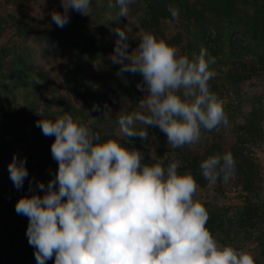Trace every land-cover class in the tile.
Wrapping results in <instances>:
<instances>
[{
  "label": "clouds",
  "instance_id": "1",
  "mask_svg": "<svg viewBox=\"0 0 264 264\" xmlns=\"http://www.w3.org/2000/svg\"><path fill=\"white\" fill-rule=\"evenodd\" d=\"M60 2L63 11H51L48 27L68 24L69 10L91 14L92 0ZM136 2L109 0L108 7L117 9L112 21L128 20ZM171 14L176 19L178 10ZM111 31L116 38L109 59L119 66L117 75L141 77L136 107L117 119L123 137H138L146 147L148 130L158 128L167 146L180 149L228 124L224 105L210 88L215 58L207 49L183 55L148 31L130 48L132 28ZM33 83L44 80L34 76ZM91 111L112 112L107 104H94ZM35 113L36 127L54 137L50 152L57 168L46 183L29 178L26 157L14 153L8 171L17 190L28 180L29 194L17 200L15 210L28 218L26 236L37 264L53 258L54 264H255L250 252L222 244L207 228L209 213L194 199L197 181L190 172H178L181 161L144 163L149 158L144 151L120 139H102L95 118L81 122L64 112L45 119L43 107ZM199 167L213 185L227 184L236 174L231 151L209 155Z\"/></svg>",
  "mask_w": 264,
  "mask_h": 264
},
{
  "label": "rangeland",
  "instance_id": "2",
  "mask_svg": "<svg viewBox=\"0 0 264 264\" xmlns=\"http://www.w3.org/2000/svg\"><path fill=\"white\" fill-rule=\"evenodd\" d=\"M241 1L242 6H249L247 4L253 0ZM144 2L151 0H137L130 6L128 20L120 18L117 22L112 21L117 9L108 7L109 0H92L90 16L69 10V23L59 28L55 24L48 27V24L53 9L63 11L60 0H0V123L10 126L11 122H17V115L20 119L16 131L7 134L0 131V173L5 172L4 177L0 176V264H37L35 250L26 236L28 218L15 210L17 200L29 194L28 180L17 190L10 180L8 164L14 153L26 157L29 178L45 183L57 168L50 152L54 137H45L36 130L35 110L40 107L45 110V119H54L64 112L81 122L95 118V127L102 139H120L144 151L150 158L149 164L160 160L164 166L172 160L183 164L196 153H223L228 151L237 132L246 136L244 151L254 162V178L259 187H248L236 166L235 177L227 184L218 181L213 185L206 180L204 186L198 185L194 199L206 207L207 228L216 239L250 252L255 264H264V63L260 65L264 59V30L255 31L250 25L243 27L234 21L228 26L224 24L220 38L213 28L207 31L211 39H217L214 43L219 42L214 57L217 63L213 65L216 75L209 83L224 105L227 125L205 133L206 139L201 143L180 149H171L165 134L158 128H150V138L144 147L138 137H123L117 123L119 115L136 107V100L142 95L136 87L141 77L129 73L117 75L119 66L109 59L116 38L112 28L127 24L133 29L130 48H135L132 41L147 31L142 23H150L152 15L144 13ZM256 3L262 6L264 0H256ZM247 11L251 14L250 9ZM156 12L159 27L148 32L176 47L180 54L190 56L197 52L183 49L187 41L179 19L171 20L169 26ZM40 16L44 19H37ZM146 20L150 21L143 22ZM17 60L23 61L28 74H42L40 79L44 83L34 84L33 78L23 77L24 72L19 75ZM218 62L222 63L221 69L216 70ZM243 63L248 64L249 72L244 70ZM229 70L245 76L239 82L238 91L227 82ZM96 76L100 79L94 80ZM101 93L107 99L100 97ZM94 104H107L112 112L102 115L101 111H91ZM254 110L258 119L249 126ZM25 118L29 120L27 131L21 127ZM26 134L31 136L23 138ZM47 264H54V258Z\"/></svg>",
  "mask_w": 264,
  "mask_h": 264
},
{
  "label": "trees",
  "instance_id": "3",
  "mask_svg": "<svg viewBox=\"0 0 264 264\" xmlns=\"http://www.w3.org/2000/svg\"><path fill=\"white\" fill-rule=\"evenodd\" d=\"M147 1V0H145ZM241 0H151L149 3H145V14H151L152 15V21L150 23H142V27L144 29H147V31L155 30L159 27L158 18L155 17V10H157V15L162 16L164 20L169 21L173 20L172 18V10H178V16L176 19H179L181 24V29L183 33L186 34V41L187 45L184 46L185 51H197L201 48L207 49V52L210 56L216 57L217 52L216 48L218 47L219 42H215L217 39L213 40L209 37V34L207 33L208 29L213 28L216 33V37H221V31L224 30V27L226 25L224 24H233L234 21H238L243 27L251 26L253 30H264V4L262 6H258L259 3H256V0H253L252 2L248 3L249 6H242L240 3ZM246 5V4H245ZM248 9L251 10V14L248 13ZM247 17V18H246ZM150 21V20H149ZM149 21H143V22H149ZM247 24H246V23ZM182 33V32H181ZM182 33V34H183ZM185 36V35H184ZM257 39L256 37H254ZM258 40V39H257ZM138 44V40H133L132 45L136 47ZM216 62V60H215ZM217 63V62H216ZM264 63V59H261V66ZM17 65L19 68L18 74L22 75L24 78H33L31 74H28L27 70H24V63L21 60H17ZM214 64H212L210 67L213 69ZM222 63L218 62V66L216 65L217 69H221ZM248 64L243 63V68L246 72H249L248 70ZM252 67L251 71L254 69V64L252 63L250 65ZM79 71L82 70L81 67H78ZM237 71L229 70L226 73V79L229 85L236 88V91L240 88L239 82L243 81L245 76H240ZM223 74V71L221 72ZM37 77H41L42 74H35ZM94 80H99L100 77L96 76L93 77ZM104 90V89H102ZM75 94V93H74ZM102 98L107 99V96L104 93H101L99 95ZM96 99H98V97ZM251 117H253L251 120L249 119L248 125L251 126L253 122H255L258 119V113L256 110L251 113ZM17 115V122L13 121L11 122V119L13 117L9 118V124H1L0 123V131H2V134H7L9 132L16 131L20 126V119H18ZM23 120L22 128L23 130L27 131L29 129L28 119ZM243 126H241L242 128ZM37 131L41 132V130L37 127ZM31 135L26 134L25 136H22L23 138H29ZM246 142V136L238 135V132L236 133V138L234 142H232L229 145L228 151H231L235 160H236V166L242 172L244 176L245 183L248 187H252L254 189H257L259 186L255 182V165L250 156L244 151V143ZM147 157H149L146 154ZM209 156L208 153L202 154H195L191 158L187 159L183 164L182 167L178 169V172L185 173L190 172L194 178L197 181V185L204 186L206 183L205 178L201 176V170H200V163L202 160L206 159ZM144 163H150V158L146 159ZM5 172L0 173L1 177H4ZM249 219V218H248ZM2 261V260H0Z\"/></svg>",
  "mask_w": 264,
  "mask_h": 264
}]
</instances>
